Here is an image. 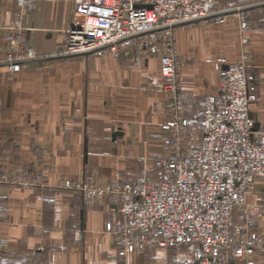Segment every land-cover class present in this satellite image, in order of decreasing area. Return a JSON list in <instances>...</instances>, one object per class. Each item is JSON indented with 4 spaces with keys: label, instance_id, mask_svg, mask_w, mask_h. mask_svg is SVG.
Masks as SVG:
<instances>
[{
    "label": "crops",
    "instance_id": "crops-1",
    "mask_svg": "<svg viewBox=\"0 0 264 264\" xmlns=\"http://www.w3.org/2000/svg\"><path fill=\"white\" fill-rule=\"evenodd\" d=\"M215 1L232 7L245 0ZM72 2L33 0L23 22L31 29L28 40L38 53L51 54L62 43ZM15 9V0H0V26L8 23ZM252 10L249 22L258 28L244 33L252 56L246 79L256 97L249 115L254 129L261 130L264 5ZM2 35L0 29V54L7 49ZM240 36L236 23L180 31L175 47L182 89L203 95L216 92L220 68L238 57ZM229 38L238 42L234 48L228 47ZM0 104L8 166L23 173L37 170L46 179L42 186L6 187L9 215L1 236L8 248L0 264H150L138 252L119 257L113 237L122 218L113 207L105 203L87 207L80 193L61 191L56 185L61 176L78 179L85 171L104 177L155 178L151 157L168 143L161 124L172 108L162 90L158 56L153 52L141 57L131 49L117 57L110 53L46 57L24 62L14 76L0 65ZM200 115L188 116V121L193 123ZM248 190L255 195L254 202L264 203V186ZM255 263L264 264V257H256Z\"/></svg>",
    "mask_w": 264,
    "mask_h": 264
},
{
    "label": "built area",
    "instance_id": "built-area-1",
    "mask_svg": "<svg viewBox=\"0 0 264 264\" xmlns=\"http://www.w3.org/2000/svg\"><path fill=\"white\" fill-rule=\"evenodd\" d=\"M15 2L11 19L0 26L7 44L0 65L11 76L24 62L46 57H117L133 49L141 57L154 52L159 58L162 90L172 108L161 124L168 143L151 157L155 178L85 171L78 179L61 176L56 185L80 193L87 207L105 203L115 209L122 218L113 237L119 257L188 245L196 249L185 264H256L255 258L264 256V203L248 204L241 189L264 180V131L254 129L249 115L256 97L246 79L251 55L244 33L254 28L248 13L220 7L215 0H73L64 40L53 53L40 54L23 22L33 0ZM229 21H235L241 33L238 57L220 68L216 92L202 96L201 115L190 123L187 117L196 113V99L181 87L177 34ZM1 112L0 105V121ZM2 145L0 135V253L8 246L1 236L9 215L6 187L46 182L37 170L10 168Z\"/></svg>",
    "mask_w": 264,
    "mask_h": 264
},
{
    "label": "rangeland",
    "instance_id": "rangeland-1",
    "mask_svg": "<svg viewBox=\"0 0 264 264\" xmlns=\"http://www.w3.org/2000/svg\"><path fill=\"white\" fill-rule=\"evenodd\" d=\"M264 5V0H245L244 3H242L241 5L239 6H232V7H223V8H242L244 12H247L248 14V18H249V21H250V18H252V14L254 13L252 8L253 6H256V5ZM220 6V5H219ZM221 7V6H220ZM228 23H235V21H229L225 24H228ZM252 25H254V23L250 22ZM202 26H195L193 28H200ZM209 27V26H207ZM215 26H210V28H213ZM258 27H256L254 25V28L252 29V31H255L257 30ZM185 29H188V28H185ZM185 29H182L181 31L185 30ZM234 38H229V42L227 43L228 44V47L229 48H234L235 45H237L238 42H236L235 40H233ZM233 40V42H232ZM156 55V53H155ZM49 59H58V58H52V57H47ZM61 58V57H59ZM252 59V56L250 58V61ZM249 61V63H250ZM248 63V65H249ZM218 66H216V71L218 72ZM181 69V68H180ZM179 69V71H180ZM195 96V103H196V116H198L201 112V99H202V93L200 94H193ZM1 105V104H0ZM1 110L2 109V106H1ZM2 114V112H1ZM262 131H264V126L263 128L261 129ZM1 135V134H0ZM2 136V135H1ZM3 139V137H2ZM115 175V174H114ZM128 176V175H127ZM132 178V177H131ZM256 184H260L262 186H264V180H256L252 183H247V184H243L242 185V189L243 191L245 192V197L247 198L246 199V202L248 204L252 203L254 205L256 204H259L257 202H254L253 200V197H255V195L253 193H248L249 192V188L252 187L253 185H256ZM8 220V218H7ZM6 220V221H7ZM5 221V222H6ZM261 222L264 224V218L261 219ZM8 248V246H7ZM195 249L196 247H191V246H181V247H178V248H168V249H154V250H150L148 252H144V253H141V254H144V257H145V261H149L150 264H184L186 263L187 261L191 260L194 258V255H195ZM7 250V249H5ZM4 250V251H5ZM139 253V252H138ZM3 251L0 253V257H2L3 255ZM259 259L263 258L264 256H258Z\"/></svg>",
    "mask_w": 264,
    "mask_h": 264
},
{
    "label": "water",
    "instance_id": "water-1",
    "mask_svg": "<svg viewBox=\"0 0 264 264\" xmlns=\"http://www.w3.org/2000/svg\"><path fill=\"white\" fill-rule=\"evenodd\" d=\"M223 68H225V65L223 66Z\"/></svg>",
    "mask_w": 264,
    "mask_h": 264
}]
</instances>
